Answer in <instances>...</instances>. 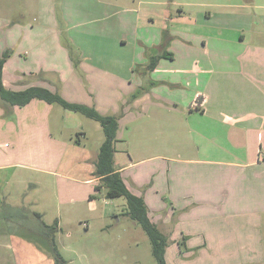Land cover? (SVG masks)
Here are the masks:
<instances>
[{"label":"crops","instance_id":"0c3cea01","mask_svg":"<svg viewBox=\"0 0 264 264\" xmlns=\"http://www.w3.org/2000/svg\"><path fill=\"white\" fill-rule=\"evenodd\" d=\"M49 1L50 9L43 10L48 16L58 7L66 19L82 13L81 7L74 11L75 3L71 7L77 0ZM123 1L96 0L88 6L86 15H95L99 24L94 32L81 31L86 38L81 48L76 45L78 61L71 54L73 42L64 39L67 32H51L61 38L65 54L64 67L48 72L58 73L55 81L45 73L37 79L34 69L22 66L35 62V26L0 18L7 33L0 40V57L8 55L5 89L45 87L100 112V106L105 112L114 105L118 110L119 98L127 96L125 109L143 113V120L151 119L154 108L164 111L165 118L155 120L164 123L159 136L129 139L128 158L116 151L114 168L143 198L151 221L167 237V264H264V0L189 5L201 11H186L171 1L169 6L180 8L165 11L159 22L151 11L136 8V0L129 7ZM156 4L169 7L165 0ZM196 29L202 32L193 34ZM22 50L29 58L21 61L16 55ZM124 50L132 55L122 63L131 73L125 82L118 76ZM136 65L142 68L140 78ZM140 81L155 87L145 89ZM52 113L53 104L45 101L14 106L0 96V174L35 171L40 169L35 161L56 156L62 143L54 138ZM158 127L153 122L141 129L152 135ZM168 128L174 132L163 131ZM156 144L160 148L152 149ZM87 181L100 184L96 176ZM8 223V217H0L4 264H32L30 257L35 264H56L50 247L43 252L29 237L13 236Z\"/></svg>","mask_w":264,"mask_h":264},{"label":"rangeland","instance_id":"374dc122","mask_svg":"<svg viewBox=\"0 0 264 264\" xmlns=\"http://www.w3.org/2000/svg\"><path fill=\"white\" fill-rule=\"evenodd\" d=\"M146 1L149 3L146 4ZM160 1L164 0H136L135 7L151 11L159 22L160 19L163 20L165 11L170 13L172 9L176 12L180 8L169 6L171 1L184 6L181 9L184 8L186 11L188 9L201 11L204 9L189 5L214 3L217 0H165L169 7L156 4ZM228 2L239 1L228 0ZM56 3L63 5L64 0H57ZM74 3L77 5L74 11L81 7L82 13L72 12V17L66 19L62 7L56 8L55 16L51 14L48 16L43 12L47 7L50 9L49 0H0V18H6L11 23H20L26 27L35 26V42H38L34 49L35 62L29 61V64L22 62V66L34 69L37 73L35 76L38 75L37 79L45 73V77L55 81L58 73L48 72L64 67L65 54L60 48L61 38L51 36V32L56 28L67 32L64 33V39L69 38L73 42L71 54L78 61L80 59L78 47L82 46V38H86L81 36V31L94 32L97 29L99 23L96 16L85 13L88 6L95 5L96 0L72 1L71 7ZM122 3L129 7L133 2L124 0ZM201 32L202 30L196 29L193 34L199 35ZM6 34L5 30L0 28V40H6ZM18 35L20 36L21 33ZM46 38L48 41L44 45L41 42ZM88 39L92 44L96 40L94 37L92 40L89 37ZM25 51H17L18 60L29 58V52L25 54ZM118 58L122 65L118 76L125 82L131 73H127L128 65L122 63L131 60L132 55L129 56L128 50H124ZM135 71L136 76L141 74V66L136 65ZM120 83L115 82L116 85ZM137 83L145 89H151V85L155 87V82H148L152 83L150 86L143 81ZM167 90L169 93L170 89ZM92 99L94 101V98ZM119 100L118 110L115 105L110 106L107 113L105 112L107 108L100 106L102 111L99 112L103 115L116 116L119 120L121 125L117 137L121 142H116L117 153H115L128 158L127 151L131 145L129 139L139 138L142 133V136L149 140L157 138L164 123L155 120L160 117L164 119L165 112L154 108L151 119H139L143 113L134 109L128 112V109H125L128 108L127 96ZM53 108L54 113L49 122L55 127L54 138L62 143V145L57 144L56 156L50 154L48 155L50 160L44 156L35 161V166L40 167V169L35 168V171L15 169L0 174V217H8L7 225L11 234L23 238L29 237L43 249V252L48 251V247L53 252L52 248L55 247L66 264H158L153 255V245L149 236L140 224L127 214L126 199L123 197L108 199L106 190L98 192L95 184L87 181L95 176L94 164L105 141L101 124L82 113L70 112L58 104H53ZM46 120L48 121L47 118ZM153 122L159 127L152 131V135L148 130L144 132L143 128L141 129L144 124ZM163 131L174 132L169 128ZM78 137L81 139L80 143L76 142ZM52 146L51 143L47 147ZM132 148H134L133 143ZM159 148V144H156L152 149ZM129 150L131 151V148ZM92 196L97 198L92 201L90 200ZM43 259L46 257L44 256ZM1 260L4 264L5 259ZM12 260L15 262L14 256ZM9 262L11 263V260ZM30 262L35 264V257H30Z\"/></svg>","mask_w":264,"mask_h":264},{"label":"trees","instance_id":"16d2710c","mask_svg":"<svg viewBox=\"0 0 264 264\" xmlns=\"http://www.w3.org/2000/svg\"><path fill=\"white\" fill-rule=\"evenodd\" d=\"M8 55L0 57V96L1 98L14 105L26 106L32 100L45 101L48 104H58L66 110L79 112L99 122L105 134V141L100 147L99 155L95 163V176L100 179V184L96 186V190L101 192L106 190V198L123 197L127 201L128 216L137 221L142 229L149 236L153 245V255L158 264H167L166 250L168 247L167 237L159 230V228L151 221L149 217V209L147 208L143 198L133 194L127 187L122 176L116 172L114 168L115 145L118 141L119 120L116 116L103 115L95 108L86 105L71 103L65 100L61 94L54 92L45 87H31L21 92H12L5 89L3 85V67ZM154 69V65L151 67ZM92 196L91 199H96ZM39 217H41L39 215ZM57 224V223H56ZM48 227V226H47ZM52 242V241H51ZM53 245V243H51ZM54 246V245H53ZM52 248V246H51ZM53 254L57 264H66L55 247Z\"/></svg>","mask_w":264,"mask_h":264}]
</instances>
